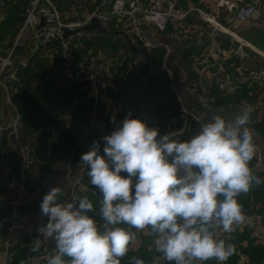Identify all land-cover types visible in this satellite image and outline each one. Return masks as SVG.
Listing matches in <instances>:
<instances>
[{"label": "clouds", "instance_id": "1", "mask_svg": "<svg viewBox=\"0 0 264 264\" xmlns=\"http://www.w3.org/2000/svg\"><path fill=\"white\" fill-rule=\"evenodd\" d=\"M252 111L242 108L233 120L214 115L183 141L129 113L103 137L102 154L94 141L80 158L102 197L99 221L89 215L97 208L87 196L58 202L60 187L44 195L40 209L48 220L38 231L56 245L47 264H121L146 230L169 264H226L235 246L219 234L245 222L238 198L264 183L251 166ZM132 264L144 262L132 257Z\"/></svg>", "mask_w": 264, "mask_h": 264}, {"label": "built area", "instance_id": "2", "mask_svg": "<svg viewBox=\"0 0 264 264\" xmlns=\"http://www.w3.org/2000/svg\"><path fill=\"white\" fill-rule=\"evenodd\" d=\"M11 1L0 0V15ZM105 1L100 0V4L90 13L82 17L73 18L64 17L52 0H29L24 8L23 20L12 45L4 54H0V91L4 95L5 103L9 110V117L0 123V146L6 144L15 152V156L12 157L6 167L8 179L4 182V186L11 192V196L5 200L8 208L7 215L0 219V264H8L11 241L18 233H30L32 245L36 248L37 243L39 244L28 264H47L48 258L53 254L50 244L51 239L41 236L38 231L47 221L42 220L34 211L28 213H20L18 211L21 206L34 198L38 199L41 204L44 195L51 190V188H47V179L45 180L46 177L49 178V175L44 176L38 173L36 169V163H38V159L35 157L36 140L43 137L50 145L58 139L60 130L72 123V113L65 112L59 116L56 125H48L25 138L21 135L19 112L11 101V88L17 81L16 70L13 69L27 67L29 59L38 49H46V53L51 54L52 52L47 46L51 45L53 41H57V52L60 54L61 61L60 67L52 71V75L56 76L58 83H74L78 85L81 91L84 92L85 100L91 101L92 106L87 120L90 135L95 134V123L99 116L101 101H105L106 132L97 139L100 143V148L105 145L103 137L112 134L115 128L121 126V122L127 117L126 115L120 116L121 112H125L129 106V103H120V93L129 79L139 70L143 59L137 56L130 58L127 69L121 75L119 94L113 96V98H108L106 95L107 89L112 85L110 70L107 69L110 62L98 59L90 60L87 65H84L85 60L74 63L67 53L73 44L98 36L96 31L83 29L89 25L92 18H96L100 25L105 28H108L110 24L122 26V36H125L134 46L143 47L149 57L154 51L163 52V60L159 70L167 76L170 87L176 94V119L180 122V128L175 131L159 130L161 135L170 134L172 138H175L176 135L186 130L190 124L199 123L201 126V124L205 123L211 115V102L205 97V91L213 86L230 92L232 83H234L230 74H234V72H231L230 69H237L240 73L239 81L236 85H247L253 81L257 82L262 90V94L258 97V106L261 105V101L264 98V67L254 71H246V48L249 47V43L240 38L229 23H221L218 13L207 12L190 2L188 9H184L180 4V0H112L107 8ZM231 1L233 0H217L218 3ZM190 12H196L198 17L209 25L211 35L207 49L196 60V78L188 87L199 103L200 112L198 113L190 111L177 92L179 79L169 63L171 56L170 47L164 41L152 38L156 34L159 35L166 32L167 28H170L167 34L171 36L189 38L180 23ZM42 18L44 24L41 28H38ZM247 21H251L255 27L264 30V6L262 0L237 2L230 23L243 24ZM64 30H70L72 33L63 37ZM217 36H226V42L219 40ZM25 44L30 49V57L26 54L17 55L16 53V48ZM262 56L264 58V55ZM147 79L148 77L140 83ZM139 84L133 90L141 100V106L135 116L149 127L159 129L161 123L157 117L148 112L143 106L139 94ZM239 105L249 106V103L244 99H240ZM228 106L234 107L236 105L228 103ZM130 113L133 116V112L131 111ZM167 124L166 122L165 127L168 126ZM254 142L256 144V155L251 162V166L255 173L261 174L264 178V154L259 143L255 139ZM80 158L81 154H78L72 159H67L58 164L59 167L61 165L71 167L69 170L65 167L66 175H68L65 178L73 181L66 188L62 202L63 200L71 202L73 198H76L77 190H87L88 169L82 164ZM1 184L2 182L0 186ZM98 191L96 188H90L91 194L96 197H98ZM244 214L246 220L242 225L237 226L232 233L221 232L219 234L220 237L232 243L235 232L246 228L250 230L252 236L257 238V243L264 246V230L261 225L262 216L253 214L251 217L249 214ZM89 215L91 214L89 213ZM146 231L151 234L153 245H155L156 237L149 230ZM153 261L155 264H164L165 262L164 258L156 250L153 254ZM209 261L217 264L214 260Z\"/></svg>", "mask_w": 264, "mask_h": 264}, {"label": "trees", "instance_id": "3", "mask_svg": "<svg viewBox=\"0 0 264 264\" xmlns=\"http://www.w3.org/2000/svg\"><path fill=\"white\" fill-rule=\"evenodd\" d=\"M55 1L58 3L57 0ZM99 1L94 0L90 8L97 5ZM28 2L29 0H12L2 11L0 17V54L7 51L5 48L11 44L12 39L18 32L23 20V11ZM262 2L264 6V0ZM113 26L114 24H111L110 28L114 29ZM168 31H170V28H167V31L161 34H167ZM47 47L51 50V54L46 53V49L40 48L33 54L27 67L17 69V81L11 88V101L19 112L20 132L24 138L48 125H56L59 116L63 113H72V123L60 130L59 137L55 142L49 145L43 137L36 140L35 157L38 159L36 169L43 174H49L57 164L67 160L78 143L85 137L88 114L92 106L90 100H85L84 92L81 91L78 85L58 83L55 80L51 72L56 60H51L52 62L49 64L41 56L45 53L49 56L55 55L54 51H57L58 43L53 41ZM104 51L112 53V57L119 56L123 59L119 64H112L110 70L112 85L108 87L106 95L108 98H113L120 92L121 75L126 70L129 61V58L127 59L129 50L124 42L121 40L113 41L112 36L109 35H98L93 39H84L80 43L73 44L67 53L74 63H79L87 58L100 59L99 53ZM185 57L186 53L183 54V58ZM162 60V51L151 53L149 57L151 73L148 80L140 84L139 94L144 108L157 119L158 116H161L162 119H158L159 122L168 123L167 127L160 124L159 130L175 131L180 128V122L176 119L177 104L167 76L159 70ZM205 97L211 102V114L224 113L228 108V103L238 106L240 99L246 98L250 102L255 100L254 96H249V89L243 85L232 93L211 86L205 91ZM104 104L105 101H101V110L105 112L106 107H104ZM252 110L249 127H253L257 135L264 140V98L261 105ZM157 111L162 114H157ZM199 128V123H192L181 134L176 135L174 139L187 140L196 134ZM104 146L102 145L100 148L101 154ZM254 174L264 181L261 174L255 172ZM122 175L126 174L122 173ZM89 179L87 177L86 180ZM238 200L243 206L244 213L250 209L249 211H252L253 214L262 216L261 225L264 230V183L259 186L254 185L248 193L242 194ZM234 238L235 253L226 264H264V247L256 245L257 238L251 235L250 230L245 228L236 231ZM151 241V238L138 237V246L134 247L135 250L129 251L128 254L136 255V258L141 259L144 264H154L153 254L149 248ZM34 248L31 236L22 237L21 241L14 242L11 245L8 264H28L29 259L35 253ZM164 264H169V262L165 261ZM203 264L214 263L206 261Z\"/></svg>", "mask_w": 264, "mask_h": 264}, {"label": "crops", "instance_id": "4", "mask_svg": "<svg viewBox=\"0 0 264 264\" xmlns=\"http://www.w3.org/2000/svg\"><path fill=\"white\" fill-rule=\"evenodd\" d=\"M78 1V0H77ZM239 1H248V0H233L231 2H225V3H218L217 0H180V4L184 9H188L189 2L193 5H197V7H202L203 10H206L207 12L211 13H218L219 21L223 24H228L233 28L237 35L242 38L243 40H246L249 43V47L246 49L247 58L245 60L246 65V71H254L256 69H259L260 67H264V58L262 55H264V30L259 29L253 25L251 21H247L243 24L241 23H230V20L233 15V10L235 9V5ZM263 1V0H262ZM58 5L60 7L61 12L68 17H82L86 14L85 9H77L75 11V7L69 8V4L65 3V0H57ZM79 2V1H78ZM72 5V4H71ZM91 8H88V11ZM180 26L186 31V33L189 35V38H176L174 36H171L169 34H159V35H151L152 38L160 39L168 44V46L171 49V56L169 58V63L173 67L177 78L179 81L177 82V92L181 96L185 106L192 111L193 113L200 112V106L196 99V97L189 91L188 87L193 82V80L196 78V72H195V64L196 60L199 58V56L202 55V53L207 49L208 44L210 42V32H209V25L207 23H204L197 15L196 12H190L188 16L180 23ZM219 40H222L223 42H226L227 37L226 36H217ZM225 44V43H224ZM55 55L52 54L49 56V59L47 62L51 64V59L54 55L56 63L53 67L52 71H55L56 68L60 67V61L61 57L60 54L57 51H54ZM130 53V52H129ZM186 53V57L183 58V54ZM131 54V53H130ZM132 55V54H131ZM33 57V56H31ZM113 56V60H114ZM118 62L120 61L119 56L115 57ZM93 60L89 58V61ZM98 60V59H94ZM112 60V61H113ZM112 63L108 64V70H111ZM16 66V65H15ZM18 69V68H17ZM17 69H13L16 70ZM231 72H234V74H231V77L233 78L234 83H232V89L230 92H234L239 86L236 83L239 81L240 73L237 71V69H230ZM52 74V72H51ZM56 80V76H54ZM246 86L249 89V96H254L255 100L254 102L248 101V99L244 98L249 103L248 105L243 106H234L229 107L224 111V113H212L210 117L207 118L209 120L214 115H221L229 120L235 119V115L238 114V112L245 107H251L256 108L258 105H256L258 97L262 94V90L260 89L257 82L253 81L250 82ZM174 94V98H176L175 92L172 90ZM176 101V100H175ZM177 103V102H176ZM127 104V103H126ZM163 107V106H162ZM166 111V110H164ZM159 113V112H158ZM157 113V114H158ZM105 115L106 112L103 110H99V116L97 117V121L95 123V134L90 135L88 125L86 124V135L85 137L78 143L76 149H74L72 152L73 154L70 155L68 159H72V157L77 156L78 154H83L90 150L92 144L94 141H97V139L106 132V125H105ZM9 117V110L6 106L5 99L3 93L0 91V123L4 122ZM164 122V121H162ZM162 125H164L162 123ZM165 126V125H164ZM251 129H254L251 127ZM255 131V130H254ZM254 139L257 141L262 149V152L264 154V140L257 135L255 132ZM15 156L14 150L4 144L0 146V183L2 182L0 186V213L7 211V206L5 204V200L8 199L11 196V192L7 190L4 186V182L8 179V176L6 174V167L7 164L10 162L12 157ZM58 165V164H57ZM69 170L71 167L66 165H61L59 167L56 166L55 169L50 172L49 178L46 177V183L49 187H61L63 191L65 192L66 188L72 184V182L69 179H66V168ZM38 173L45 176V174L41 173L37 170ZM88 182V183H87ZM87 190H77L76 191V198H82L84 196H87L90 200L93 201L94 206L97 208V211L94 213H90L92 216H94L97 220H100V215L98 212L99 209V199L102 198L101 194L98 193V197L94 196L90 192V188H95L91 185L90 179L86 180ZM90 186V187H89ZM134 191V190H133ZM64 195V193H63ZM62 202V200H61ZM247 210L246 214H249V216H253L252 211ZM124 227H127V225H124ZM22 237H30V233H18L14 239L11 241V245H13L14 242L21 241ZM51 248L53 250V254L55 253V241L51 239ZM256 245H259L262 247L261 244L257 243ZM1 260V256H0Z\"/></svg>", "mask_w": 264, "mask_h": 264}, {"label": "water", "instance_id": "5", "mask_svg": "<svg viewBox=\"0 0 264 264\" xmlns=\"http://www.w3.org/2000/svg\"><path fill=\"white\" fill-rule=\"evenodd\" d=\"M111 1L112 0H106L105 1L106 8L108 7V4ZM83 29L84 30H93V31L98 32L101 35H118L119 34L118 32H114V31L109 30L105 27H102L96 18H92L89 25L85 26ZM69 33H72V32L70 30H64L63 31V37H66ZM123 39H124V43L127 45L128 50L131 54L140 55L144 58V62L142 64V66L129 79L126 86L122 89V91L120 93V99H119L121 104L129 103L128 109L125 112H121L120 116H123V115L128 116V114L132 111L133 116L131 118L137 119V117L135 115L139 111V108L141 106V100L139 99L137 94H135L133 92V90L137 87L139 82H141L143 79L147 78L150 75V66H149V61H148L149 55L143 47L134 46L132 43H130V41L125 36H123ZM88 62H89V58H87L85 60L84 65H87ZM207 121L208 120H206V122ZM72 154H73V152L71 153V155ZM46 185H47V183H46ZM47 188H52V187L47 186ZM62 193H64L63 189H62ZM61 200H62V198H61ZM61 200L58 202H61ZM39 204L40 203H39L38 199L34 198V199L29 200L23 206H21L18 211L20 213H28V212L34 211L38 207ZM7 212L8 211L0 213V219L2 217H5L7 215ZM43 218H44L43 219L44 221L48 220V218L45 216H43ZM132 257H137V256L134 254H127L124 258L121 259V264L132 263Z\"/></svg>", "mask_w": 264, "mask_h": 264}, {"label": "rangeland", "instance_id": "6", "mask_svg": "<svg viewBox=\"0 0 264 264\" xmlns=\"http://www.w3.org/2000/svg\"><path fill=\"white\" fill-rule=\"evenodd\" d=\"M54 1V2H53ZM79 1V2H78ZM65 0V3L67 4V3H69V8L68 9H70L71 8V6L72 7H75V5H76V8H75V11H77V9L79 10V9H85L87 12H86V14H88V13H90L93 9H95L99 4H100V1H99V3L97 4V5H95L93 8H91L89 11H88V8L90 7V5L94 2V0L92 1H90V0ZM52 2H53V4L57 7V9L61 12V10H60V7H59V5H58V3H56V1L55 0H52ZM72 4V5H71ZM202 8V7H201ZM2 13V12H1ZM62 13V12H61ZM63 14V13H62ZM85 14V15H86ZM63 16L65 17V15L63 14ZM84 16V15H83ZM0 17H1V15H0ZM43 24H44V21H43V18L41 19V22L39 23V25H38V28H41L42 26H43ZM110 26H111V24L110 25H108V28L107 29H109V30H112V31H114V32H118L119 34L118 35H109V36H112V40L114 41V40H121L122 42H124V39H123V36H122V26H113V28L114 29H111L110 28ZM98 33V32H97ZM98 35H101V34H99L98 33ZM95 38V37H94ZM13 40H14V38L12 39V42H13ZM246 41V40H245ZM12 42H11V44L8 46V47H6L5 48V50L6 49H8L11 45H12ZM247 42V41H246ZM80 43V42H79ZM247 49V48H246ZM16 53H17V55H21V54H26L28 57H30L31 55V53H30V49L28 48V47H26V44L24 45V46H21V47H17L16 48ZM99 58L102 60V61H109L110 63H112L113 62V65L115 64H119V63H121L122 61H123V59L122 58H120V61L118 62V60L116 59V58H114V60H113V58H112V53H110V52H100L99 53ZM132 56H137V57H139L140 59L142 58L143 59V62H144V58L142 57V56H140V55H131L130 53H129V55L127 56V59L129 58V61H130V58H132ZM41 57H43L44 59H46V60H48L49 59V55L48 54H46L45 53V55H43V56H41ZM106 57V58H105ZM31 59V58H30ZM29 59V60H30ZM52 61H54L55 60V57H52V59H51ZM113 60V61H112ZM42 61H44V60H42ZM129 61H128V65H129ZM149 61V60H148ZM143 62H142V64H143ZM28 64H29V61H28ZM28 66V65H27ZM142 66V65H141ZM128 67V66H127ZM127 69V68H126ZM125 72V71H124ZM150 73H151V70H150ZM150 76V75H149ZM149 76H148V78H149ZM148 80V79H147ZM146 80V81H147ZM140 83V82H139ZM138 83V84H139ZM141 84V83H140ZM139 84V85H140ZM158 111H160V110H158ZM157 111V112H158ZM176 111H177V109H176ZM158 114H162V113H158ZM176 114H177V112H176ZM158 119L159 120H161L162 119V117L161 116H158ZM161 124L163 123L164 125L166 124V122H160ZM11 161V160H10ZM45 175H47V174H45ZM40 205L41 204H39L38 205V207L34 210L40 217H41V219L43 220L44 218H43V215H42V213H41V209H40ZM150 231V230H149ZM151 232V231H150ZM151 234H149L148 233V231H144V232H141V233H138L137 234V239H136V241L134 242V244H132L131 245V248H130V251H132V250H135V248L134 247H137L138 246V237L140 238V236H143L145 239H149V238H151L152 239V237L150 236ZM150 244V243H149ZM149 248H150V251H151V253L152 254H154V251L156 250V248H155V245H153V239H152V241H151V244L149 245ZM155 264V263H154Z\"/></svg>", "mask_w": 264, "mask_h": 264}, {"label": "bare ground", "instance_id": "7", "mask_svg": "<svg viewBox=\"0 0 264 264\" xmlns=\"http://www.w3.org/2000/svg\"><path fill=\"white\" fill-rule=\"evenodd\" d=\"M234 240H235V238L233 239L232 243H234ZM226 242H228V241H226ZM262 247H264V246H262Z\"/></svg>", "mask_w": 264, "mask_h": 264}]
</instances>
